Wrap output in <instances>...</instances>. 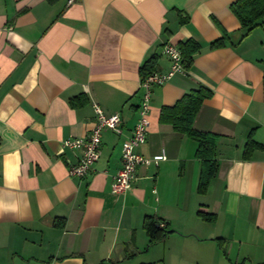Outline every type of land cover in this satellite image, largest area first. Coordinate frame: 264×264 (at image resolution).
<instances>
[{
    "label": "crops",
    "instance_id": "crops-1",
    "mask_svg": "<svg viewBox=\"0 0 264 264\" xmlns=\"http://www.w3.org/2000/svg\"><path fill=\"white\" fill-rule=\"evenodd\" d=\"M233 2L0 0V264H264V148L243 157L249 137L264 147V19L243 37ZM223 33L224 45L209 49ZM186 40L201 50L153 87L136 148L147 163L116 195L140 69L155 57L153 72H167L162 45ZM200 86L212 96L193 129L218 137L205 194L197 143L159 123L161 108ZM93 104L119 114L122 133L103 129L93 172L69 176L81 152L63 142L89 136ZM201 207L213 221L197 216ZM147 220L166 231L152 244Z\"/></svg>",
    "mask_w": 264,
    "mask_h": 264
},
{
    "label": "trees",
    "instance_id": "trees-1",
    "mask_svg": "<svg viewBox=\"0 0 264 264\" xmlns=\"http://www.w3.org/2000/svg\"><path fill=\"white\" fill-rule=\"evenodd\" d=\"M54 2L55 0H49ZM230 11L236 17L243 37H246L251 31L259 27L264 19V0H234L229 7ZM226 34L209 44V49L220 48L224 45ZM182 54V66L189 69L193 63L194 56L199 53L201 47L193 40H186L179 44ZM155 57L147 60L140 69L141 79L153 72V63ZM212 96V91L205 87H198L183 95L171 107H163L159 114V123L171 126L174 132L183 134L197 143L195 157L200 162L199 179L197 185V193L205 194L210 181L215 177L218 165L215 159V144L218 137L211 133L197 132L193 129V121L198 113L201 105ZM71 101V105H75ZM264 147L255 143L250 137L247 139L243 157L249 159L251 154L258 149ZM197 216L204 221H213V215L208 214L201 207L197 211ZM151 220L145 221V228L149 235V243L152 244L161 238L166 231L161 232L154 228Z\"/></svg>",
    "mask_w": 264,
    "mask_h": 264
},
{
    "label": "built area",
    "instance_id": "built-area-1",
    "mask_svg": "<svg viewBox=\"0 0 264 264\" xmlns=\"http://www.w3.org/2000/svg\"><path fill=\"white\" fill-rule=\"evenodd\" d=\"M161 53L168 58L170 68L167 72H153L141 79L140 87L142 90V99L139 107V118L130 134L122 142L121 146V163L122 167L113 177L111 185L112 192L116 195H124L132 188L136 179L137 169L147 163V160L136 152V148L142 145L146 140L149 127V108L152 89L160 86L170 80L174 75L183 73L182 54L180 49L170 43L162 45ZM95 113L94 126L87 138H76L65 140L63 145L69 149L79 150V156L76 164L68 168V175L83 178L93 172L94 164L97 162L100 154L101 131L105 128L120 135L119 114L105 115L101 108L93 104ZM165 160V153L162 150L160 154L153 157V161L158 163ZM161 228H165V224H160Z\"/></svg>",
    "mask_w": 264,
    "mask_h": 264
}]
</instances>
